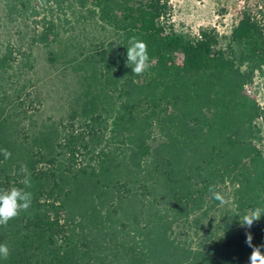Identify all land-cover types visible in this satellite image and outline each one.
<instances>
[{
  "label": "trees",
  "instance_id": "1",
  "mask_svg": "<svg viewBox=\"0 0 264 264\" xmlns=\"http://www.w3.org/2000/svg\"><path fill=\"white\" fill-rule=\"evenodd\" d=\"M2 4L30 39L0 43V189L24 188L23 164L33 199L0 226V264H249L246 232L264 244V216L239 217L264 208V97L250 93L255 78L264 91V19L244 9L222 43L169 29V0ZM35 47L72 81L55 117L40 115Z\"/></svg>",
  "mask_w": 264,
  "mask_h": 264
},
{
  "label": "rangeland",
  "instance_id": "2",
  "mask_svg": "<svg viewBox=\"0 0 264 264\" xmlns=\"http://www.w3.org/2000/svg\"><path fill=\"white\" fill-rule=\"evenodd\" d=\"M169 7V14L165 18L169 29L190 36L197 35L201 29H207L214 31L222 43H227L231 30L244 9L249 10L257 19H264V0H169ZM0 17V43L5 44L9 40L17 47L27 49L30 23L14 16H6L2 0ZM33 51L37 56L34 79L38 82L37 92L43 100L40 115L55 117L67 95L66 85L72 81L63 77L60 72L51 70L42 49L35 47ZM250 93L261 103L264 91L258 78H255Z\"/></svg>",
  "mask_w": 264,
  "mask_h": 264
},
{
  "label": "clouds",
  "instance_id": "3",
  "mask_svg": "<svg viewBox=\"0 0 264 264\" xmlns=\"http://www.w3.org/2000/svg\"><path fill=\"white\" fill-rule=\"evenodd\" d=\"M126 64L131 68L133 74L142 75L149 67V55L146 42L133 36L128 41L126 52ZM5 160L11 157L8 149H0ZM21 173H24V179L21 183L24 188L12 187L11 189H0V226H7L9 221L17 218L22 212H26L32 204V193L27 191L31 188L30 174L27 172V166L21 165ZM208 192L212 194L213 199L220 202L221 205L227 203L224 196L216 191L214 185H210ZM264 216V208L255 207L249 208L240 217L242 227L251 229L255 222H258ZM253 235L250 231L246 232V244L252 248L251 254L248 257L249 264H264V244L259 246L253 245ZM10 256V248L7 243H0V260H7Z\"/></svg>",
  "mask_w": 264,
  "mask_h": 264
}]
</instances>
